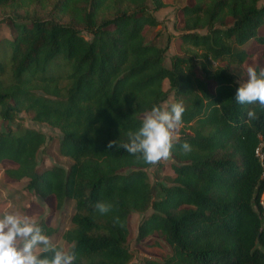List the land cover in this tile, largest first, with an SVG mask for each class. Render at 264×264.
<instances>
[{
    "label": "trees",
    "instance_id": "16d2710c",
    "mask_svg": "<svg viewBox=\"0 0 264 264\" xmlns=\"http://www.w3.org/2000/svg\"><path fill=\"white\" fill-rule=\"evenodd\" d=\"M259 1L189 0L178 9L176 35L189 53L166 65L168 39L159 46L155 34H143L158 25L153 12L162 0H0V18L12 26V37L0 39V162L12 165L2 172L55 209L71 203L72 226L61 238L75 264H126L128 215L148 209L134 237L153 255L142 264H264V180L254 156L264 145V109L235 101L228 69L252 56L249 41L264 61ZM169 92L185 108L174 176L149 184L150 164L120 144ZM250 109L258 119H248ZM22 112L59 131L66 168L35 169L45 135L10 127ZM98 201L111 210L96 211ZM37 223L52 234L44 219Z\"/></svg>",
    "mask_w": 264,
    "mask_h": 264
},
{
    "label": "rangeland",
    "instance_id": "374dc122",
    "mask_svg": "<svg viewBox=\"0 0 264 264\" xmlns=\"http://www.w3.org/2000/svg\"><path fill=\"white\" fill-rule=\"evenodd\" d=\"M164 6L153 12V15L158 20V25L154 27L144 28L143 34L146 38H149L153 34L154 41L157 45L163 46L168 39L167 49L164 53V63L168 65V59L172 55H184L189 52L185 46L179 44L176 39V35L179 33L178 27L181 25V17L179 15V7L189 2V0H162ZM264 3V0L259 1V4ZM259 35H264V25L258 29ZM86 39H89L88 34L82 33ZM2 37H12V26L10 23L1 20L0 18V39ZM249 43V44H248ZM258 46V45H256ZM253 42H247L245 48L252 52V56L246 59L241 65H230L229 71L234 75L235 82L246 79V69L248 66L258 65L257 69L264 68V61L259 60L260 49L256 48ZM162 89L166 90L168 87L167 81H162ZM180 102L175 98L172 92H169L165 101L161 103V108H165L168 104ZM181 103V102H180ZM145 114L141 115L144 118ZM32 114L30 112H22L19 114V118L10 123V127H13L16 122H19L22 126L30 127L41 131L45 135V143L38 150L36 154V167L37 171L50 167L52 165H59L66 168L70 161L61 156L57 150V142L60 133L55 128L49 127L43 123L32 120ZM3 129V124L0 122V130ZM176 135L174 136V138ZM172 159L161 160L155 165H150L145 169L147 180L149 184L156 182H162L170 184L174 176L172 170L169 167ZM9 162H0V216L5 212L20 213L26 215L32 220L38 222L40 219H44L46 223L53 229L52 234L49 236L53 244L58 245L61 249L67 251L69 244L62 238L61 234L64 230L72 226L70 223V216L73 213L71 203L66 201L60 209L52 207V201L50 198L41 199L37 195L30 191L24 190L23 185L25 180L15 181L7 178L3 174V169L11 167ZM263 195L261 193L260 197ZM150 212V209L144 212L132 211L127 218V227L130 234V240L128 242V249L131 253V257L126 264H142V258L145 256H153L150 252L143 250L138 244L134 242L136 235V228L139 221Z\"/></svg>",
    "mask_w": 264,
    "mask_h": 264
},
{
    "label": "clouds",
    "instance_id": "9594fccd",
    "mask_svg": "<svg viewBox=\"0 0 264 264\" xmlns=\"http://www.w3.org/2000/svg\"><path fill=\"white\" fill-rule=\"evenodd\" d=\"M246 77L238 81L235 101L241 105L258 104L264 109V68L257 71L256 67L248 66ZM184 111L180 102L171 103L165 108L154 105L145 113L141 126L126 133L127 142L121 143L120 147L150 165L170 159L174 136L182 124ZM247 117L255 120L258 114L255 109H250ZM113 144L115 141L110 142L109 147ZM181 148L184 152L191 151L187 142ZM94 209L107 214L111 205L98 201ZM75 261V253L53 244L35 220L13 212L0 216V264H75Z\"/></svg>",
    "mask_w": 264,
    "mask_h": 264
},
{
    "label": "built area",
    "instance_id": "2783aa9c",
    "mask_svg": "<svg viewBox=\"0 0 264 264\" xmlns=\"http://www.w3.org/2000/svg\"><path fill=\"white\" fill-rule=\"evenodd\" d=\"M254 156L257 159V162L261 168V177L264 180V145L260 143L255 149H254ZM263 197H264V191L263 195L260 197V204L263 206Z\"/></svg>",
    "mask_w": 264,
    "mask_h": 264
}]
</instances>
